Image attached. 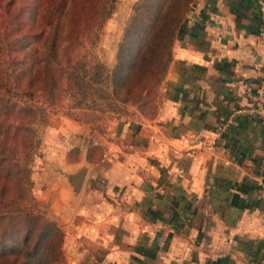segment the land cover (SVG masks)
I'll return each instance as SVG.
<instances>
[{
  "label": "crops",
  "instance_id": "1",
  "mask_svg": "<svg viewBox=\"0 0 264 264\" xmlns=\"http://www.w3.org/2000/svg\"><path fill=\"white\" fill-rule=\"evenodd\" d=\"M263 77L264 0H194L156 114L111 111L78 157L42 169L68 264H264V127L244 109Z\"/></svg>",
  "mask_w": 264,
  "mask_h": 264
},
{
  "label": "trees",
  "instance_id": "2",
  "mask_svg": "<svg viewBox=\"0 0 264 264\" xmlns=\"http://www.w3.org/2000/svg\"><path fill=\"white\" fill-rule=\"evenodd\" d=\"M115 2L0 0V264H65L64 230L31 191L36 124L57 106L91 125L102 104L152 103L194 0L136 3L109 68L95 47ZM101 156L90 145L88 159Z\"/></svg>",
  "mask_w": 264,
  "mask_h": 264
},
{
  "label": "rangeland",
  "instance_id": "3",
  "mask_svg": "<svg viewBox=\"0 0 264 264\" xmlns=\"http://www.w3.org/2000/svg\"><path fill=\"white\" fill-rule=\"evenodd\" d=\"M139 1L140 0H116L115 8L112 14L103 24L95 51L100 60L109 68H112L116 62L118 46L121 41L126 23L134 11L135 4ZM158 86L156 88L157 91H154L149 97V99L152 100V103L146 105H141L138 103H125V113H133L135 115H143L145 117L154 116L160 104ZM100 101L98 103H100ZM102 106L103 107L98 108L101 111L96 110L95 112L97 115H100L94 120L95 124L88 125V123H80L72 117L64 114L63 111H67V108L62 106H57L56 110L48 112L47 122L44 125L36 124L39 142L36 144L34 149L35 152L30 162L32 177L31 191L36 202L39 204L38 208L49 217L52 204L49 201L45 202V200L39 197L41 193L40 191H42V184H40L42 169L45 167V165H47L48 162H50V157L53 159L55 157H61L62 155L60 154L65 151L68 152V159L78 157L80 149L83 148L81 147L82 144L87 143L88 135L106 132V123L108 117L112 115L110 111L113 109L106 107L104 104H102ZM71 111H73V108ZM75 121L78 125L75 124ZM88 126L93 131H91ZM59 127L61 128L60 130ZM51 162L53 161L51 160ZM50 165L53 166L55 164ZM63 247L64 239L62 243V249L65 258V264H68Z\"/></svg>",
  "mask_w": 264,
  "mask_h": 264
},
{
  "label": "built area",
  "instance_id": "4",
  "mask_svg": "<svg viewBox=\"0 0 264 264\" xmlns=\"http://www.w3.org/2000/svg\"><path fill=\"white\" fill-rule=\"evenodd\" d=\"M246 96L248 103L244 109L254 114L264 127V77L260 79L256 87L246 92Z\"/></svg>",
  "mask_w": 264,
  "mask_h": 264
},
{
  "label": "water",
  "instance_id": "5",
  "mask_svg": "<svg viewBox=\"0 0 264 264\" xmlns=\"http://www.w3.org/2000/svg\"><path fill=\"white\" fill-rule=\"evenodd\" d=\"M88 166L84 163L79 164L72 172L65 173L66 182L71 187L74 194L79 193L85 181Z\"/></svg>",
  "mask_w": 264,
  "mask_h": 264
}]
</instances>
